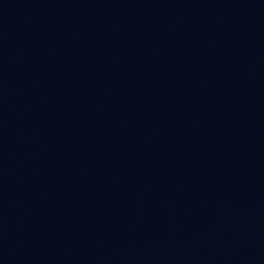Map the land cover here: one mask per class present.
Segmentation results:
<instances>
[{"label": "water", "instance_id": "water-1", "mask_svg": "<svg viewBox=\"0 0 264 264\" xmlns=\"http://www.w3.org/2000/svg\"><path fill=\"white\" fill-rule=\"evenodd\" d=\"M0 264H264V0H0Z\"/></svg>", "mask_w": 264, "mask_h": 264}]
</instances>
